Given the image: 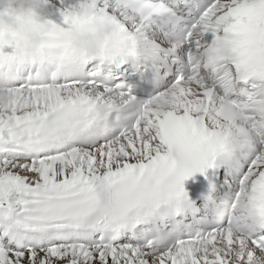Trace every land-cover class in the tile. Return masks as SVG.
Returning a JSON list of instances; mask_svg holds the SVG:
<instances>
[{
  "label": "snow or ice",
  "instance_id": "obj_1",
  "mask_svg": "<svg viewBox=\"0 0 264 264\" xmlns=\"http://www.w3.org/2000/svg\"><path fill=\"white\" fill-rule=\"evenodd\" d=\"M15 15L0 21V264H264V0Z\"/></svg>",
  "mask_w": 264,
  "mask_h": 264
},
{
  "label": "clouds",
  "instance_id": "obj_2",
  "mask_svg": "<svg viewBox=\"0 0 264 264\" xmlns=\"http://www.w3.org/2000/svg\"><path fill=\"white\" fill-rule=\"evenodd\" d=\"M31 3L32 0H0V21L10 26H17L15 12L21 8H27ZM9 9L12 10V14H9ZM0 73H2V69H0Z\"/></svg>",
  "mask_w": 264,
  "mask_h": 264
}]
</instances>
